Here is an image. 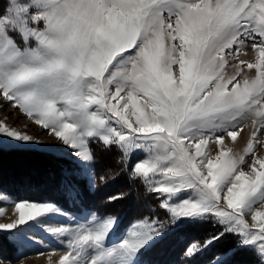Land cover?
I'll list each match as a JSON object with an SVG mask.
<instances>
[{
	"label": "snow or ice",
	"instance_id": "6c2138e0",
	"mask_svg": "<svg viewBox=\"0 0 264 264\" xmlns=\"http://www.w3.org/2000/svg\"><path fill=\"white\" fill-rule=\"evenodd\" d=\"M0 96L84 164L92 140L119 149L169 225L214 219L222 230L189 245L188 264L229 233L236 249L213 264L248 247L264 264V0H4ZM248 122L243 152L227 147ZM5 139L37 143L0 121V150ZM84 179L94 187L86 170ZM67 191L80 198L71 181ZM14 208L18 219L0 230L61 213L46 202ZM89 215L84 226L49 229L67 238L58 264H146L144 252L168 234L142 217L117 236V217Z\"/></svg>",
	"mask_w": 264,
	"mask_h": 264
},
{
	"label": "rangeland",
	"instance_id": "374dc122",
	"mask_svg": "<svg viewBox=\"0 0 264 264\" xmlns=\"http://www.w3.org/2000/svg\"><path fill=\"white\" fill-rule=\"evenodd\" d=\"M1 2L4 3V0ZM245 51L249 53V56L245 58H250L251 49L246 48ZM0 121L26 132L37 141V143L25 146L19 142H10L5 139L0 152H8L9 150L37 151L51 156V160L54 161V167H46L43 166L44 163L27 159L26 155L17 157L13 161L0 158V197H2L0 199V223H10L18 219L14 202L25 200L54 203L63 213L50 214L46 222H43V218L38 219L20 225L11 232L0 230V260L3 261V264H58L61 256L67 251V238L55 235L49 229L61 226L75 229L84 226L91 221L90 212H94L98 216L117 217L119 219L117 236L124 233L132 223L142 217L158 218L169 225V214L166 209L159 207L160 199L157 194L150 193L140 179L131 176L129 167L126 174L128 180L131 184L137 180L143 186L144 195L150 197L147 202L137 205L133 201L120 202V199L110 201L109 197L118 196L119 186L122 187L120 184L124 182L123 179L116 180L117 178H111L112 186L110 188L105 189L103 185H99L101 188L96 193V199L93 194L95 184L94 187H89L87 180L84 179V171L86 170L94 176L96 183L94 160L90 164H84L78 160L71 154V149L62 145L57 138L49 135L47 130L36 125L24 113L13 109L12 104L6 102L2 96H0ZM252 131L251 122H248L247 129L238 136L236 142L226 138V146L242 153ZM243 135L245 137L240 144ZM261 139L264 140V135H261ZM210 148L214 156L217 146L210 144ZM119 153L122 155L121 152ZM257 155L264 156V148H258ZM246 160L249 165L252 163L250 157H246ZM66 161L69 163H65ZM245 171H248L247 167H245ZM70 181L79 188V199L69 197L67 185ZM91 199L94 203L99 204L98 208L101 210L91 207V204H94ZM247 219L251 223V218L247 217ZM203 221H209L213 228L222 230L221 226L211 218L185 222L179 227L169 225L168 234L144 252L143 259L146 264H188L189 258L184 254L186 248L193 243H202L207 239L201 237L199 240H195L198 233L187 224ZM236 238L238 241L237 236ZM248 248L256 254L258 259L249 262L242 261L236 255L235 258L231 257L230 264H262L257 250ZM223 255H216L214 250L207 249L198 256L196 264H213L217 257Z\"/></svg>",
	"mask_w": 264,
	"mask_h": 264
},
{
	"label": "trees",
	"instance_id": "16d2710c",
	"mask_svg": "<svg viewBox=\"0 0 264 264\" xmlns=\"http://www.w3.org/2000/svg\"><path fill=\"white\" fill-rule=\"evenodd\" d=\"M0 3L1 0H0ZM3 4V3H2ZM91 151L94 153V163H95V172H96V183L94 187V197L97 199L96 193L100 190L99 185H103L105 189L110 188L111 185V178H117L116 180L123 179V183L120 184L122 187L119 186V193L118 195L123 194V198H121L120 202H127L133 201V203L139 205L143 202H147V200L150 198L149 196L144 195V188L141 184H139L136 180L134 183H130L128 180L126 174L127 169L129 167L128 164L124 163L122 161V155L119 153L120 150L116 147L112 148H105L102 143H100L97 140H92L90 143ZM23 155H26L25 157L29 160H33L37 163L41 162L44 163L43 166L46 167H54L53 160H51V156H48L44 153H38L37 151H24V150H9L8 152L1 151L0 152V158L13 161V159H17L20 156L23 157ZM65 163H69V161H66ZM100 177H104L105 179L101 181ZM125 199V200H124ZM91 202L94 203V201L91 199ZM94 205V206H93ZM91 204L92 208L100 209L99 204L95 202L94 204ZM99 210V211H100ZM111 210V209H109ZM119 217V216H118ZM211 222L209 221H203L198 222L196 224H187V226H191L192 229H195V231L198 233L196 234L197 238L195 240H199V238L209 239L213 234L219 232V229L211 226ZM237 238L233 234H227L224 237H222L218 242H215L212 246H210L208 249H212L216 252V255H223L229 250L236 249L237 246ZM236 255L240 257V260L242 261H255V259H258L256 257V254L249 248H241L240 250L235 252V255L232 256V258H235ZM250 264V263H249Z\"/></svg>",
	"mask_w": 264,
	"mask_h": 264
},
{
	"label": "crops",
	"instance_id": "0c3cea01",
	"mask_svg": "<svg viewBox=\"0 0 264 264\" xmlns=\"http://www.w3.org/2000/svg\"><path fill=\"white\" fill-rule=\"evenodd\" d=\"M245 129H247V127ZM244 137H245V135H243V137L240 139L241 142H242ZM241 142H240V144H242Z\"/></svg>",
	"mask_w": 264,
	"mask_h": 264
},
{
	"label": "bare ground",
	"instance_id": "6f19581e",
	"mask_svg": "<svg viewBox=\"0 0 264 264\" xmlns=\"http://www.w3.org/2000/svg\"><path fill=\"white\" fill-rule=\"evenodd\" d=\"M241 142V141H240ZM242 143V142H241Z\"/></svg>",
	"mask_w": 264,
	"mask_h": 264
}]
</instances>
